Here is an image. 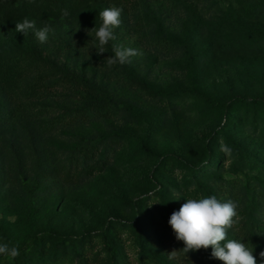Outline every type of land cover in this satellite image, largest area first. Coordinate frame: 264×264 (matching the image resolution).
<instances>
[{"label":"rangeland","instance_id":"obj_1","mask_svg":"<svg viewBox=\"0 0 264 264\" xmlns=\"http://www.w3.org/2000/svg\"><path fill=\"white\" fill-rule=\"evenodd\" d=\"M110 7L123 10L121 25L98 54L90 30ZM42 12L48 23L0 24V57L34 52L92 80L106 89L112 114L48 130L77 106L72 92L56 87L28 99L31 74L0 90V244L19 248L0 264H222L211 248L168 255L184 247L171 214L208 196L238 204L229 239L245 243L244 226L264 237V105L247 103L264 98V1H96L68 19ZM25 18L36 25L26 36L15 31ZM45 25L53 32L41 43L35 31ZM161 38L169 53L159 50ZM113 43L143 55L115 71L104 62ZM238 98L227 114L217 106ZM29 103L50 109L19 110ZM84 143H98L101 165L86 164L77 184L42 178Z\"/></svg>","mask_w":264,"mask_h":264},{"label":"trees","instance_id":"obj_2","mask_svg":"<svg viewBox=\"0 0 264 264\" xmlns=\"http://www.w3.org/2000/svg\"><path fill=\"white\" fill-rule=\"evenodd\" d=\"M96 1L122 6L124 3L132 0H0V24L18 21L24 17L42 19V21L48 23V17L42 12V7L51 10L57 18L68 19L73 16L77 10ZM193 1H195L196 4H202L203 0ZM262 11L263 9L261 7H257L256 15H259ZM65 12H67V15H65ZM157 46L159 50L164 53H169V51H171V46L163 38L158 40ZM119 67L118 65L113 66L115 71H117L116 69H119ZM29 74L32 75L31 82L25 90L28 99L56 87L72 92V94L76 96L77 106L49 121L46 125L49 127L48 130H52L54 126L85 123L92 117L99 119L111 117V98L108 96L104 87L94 83L92 80L69 73L41 59L34 52L29 54L21 52L12 57H0V90H7L15 87L23 77ZM50 76L55 79L50 83H45ZM234 101L242 100L240 98L232 99L230 104L217 106L227 114ZM247 103L264 105V98L255 97ZM27 109L31 111L34 116H41L47 114L50 108L29 103L19 110L22 112ZM12 115L13 112L6 113V117H11ZM6 122L7 119L5 118L3 124L0 123V126L4 125ZM98 146V143L82 144L73 150L72 154L63 165L55 170L46 171V173L42 171V178H51L53 182L63 185L79 183L86 164L98 166L103 163L101 158L95 157V150ZM217 158L216 156L215 159ZM242 229V236L245 244L250 247L254 255L260 256V253L264 252V237L257 235L245 226Z\"/></svg>","mask_w":264,"mask_h":264},{"label":"clouds","instance_id":"obj_3","mask_svg":"<svg viewBox=\"0 0 264 264\" xmlns=\"http://www.w3.org/2000/svg\"><path fill=\"white\" fill-rule=\"evenodd\" d=\"M122 11L120 8L110 7L99 13L100 26L90 30L94 32L98 54L105 52V46L110 41H116L114 29L121 25ZM35 28V21L25 18L22 23L16 24L15 31L26 36L30 30ZM50 32H53V29L45 25L42 29L35 31V36L41 43H45ZM112 51L114 55L104 61L108 67L129 64L131 58L143 55L137 49L127 48L118 43L112 44ZM220 151L230 155L232 149L226 144H221ZM237 207L238 204L235 201L221 202L215 196L186 199L179 210L171 214L168 221L176 240L184 244L180 251L173 250L168 253L169 259H174L178 252L187 255L189 252L211 248L212 258L218 259L222 264H256L253 251L245 243L228 238L229 229H232L236 223ZM18 255V246L0 244V256L14 259ZM260 256L264 258V252H261Z\"/></svg>","mask_w":264,"mask_h":264}]
</instances>
